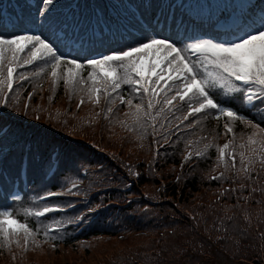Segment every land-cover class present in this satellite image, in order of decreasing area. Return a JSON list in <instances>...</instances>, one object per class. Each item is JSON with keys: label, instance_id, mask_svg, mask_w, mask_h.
<instances>
[{"label": "trees", "instance_id": "16d2710c", "mask_svg": "<svg viewBox=\"0 0 264 264\" xmlns=\"http://www.w3.org/2000/svg\"><path fill=\"white\" fill-rule=\"evenodd\" d=\"M32 1L33 5L16 0L7 22L0 15V34H41L66 57L80 61L138 44L146 36L174 41H189L196 36L219 40L243 35L264 22V0L240 8L229 26L228 10L224 8L228 0H221L220 5L213 0H60L63 11L75 7L69 21L83 14L87 21L94 18L100 26V32H95L93 25L72 34L64 31V40L73 39L79 45L63 49L56 44L51 28L37 27L29 21L42 8V0ZM202 3L209 6L205 12L201 11ZM213 17L222 19L227 27L214 30ZM128 20L129 38L122 32ZM102 22L109 31L101 28ZM88 72L87 67L82 70L85 75ZM38 81L33 78L31 86L22 92L31 89L26 112L35 115L29 123L36 129L30 133L38 134L28 158L43 148L47 150L51 141L56 148L60 146L57 169L51 180L42 184L52 192H61L68 183H77L73 190L77 194L58 197L73 199L77 208H65L44 220L27 217L32 226L40 227L41 234L27 250L22 235L17 238L19 246L13 242L0 248L1 264H264V114L258 106H246L239 95L234 99L220 96L251 124L199 114L190 127L171 130L185 110L177 113L165 108L156 116L161 105L153 109L156 119L145 120L140 128L130 115L135 109L126 103L108 113L107 108L116 100L109 103L103 97L99 106L87 100L86 90H79L83 86L74 91L71 86L65 88L63 80L54 84L45 100L39 96ZM12 91L7 93L8 105L21 102L19 92ZM122 94L125 100L136 99L130 92ZM78 98L83 103L76 102ZM224 122L233 133H226ZM252 132L256 133L251 137L257 141L254 144L249 143ZM219 136L231 141L234 166L228 157L218 162ZM198 152L204 154L198 156ZM241 152L244 163L240 161ZM41 159L32 157L27 169L30 163L39 165ZM15 161H3L0 211H14L24 219L23 210L31 206L30 197L42 178L29 174L26 187L17 175ZM72 217L83 220L73 222ZM53 220L63 227L57 239L45 240L41 222L52 224Z\"/></svg>", "mask_w": 264, "mask_h": 264}, {"label": "snow or ice", "instance_id": "6c2138e0", "mask_svg": "<svg viewBox=\"0 0 264 264\" xmlns=\"http://www.w3.org/2000/svg\"><path fill=\"white\" fill-rule=\"evenodd\" d=\"M54 3L55 0H42L40 16H45ZM188 40L190 42H178L170 37L146 36L143 42L126 49L80 61L66 57L41 34L30 31L10 37L0 34V77H3L0 85H6L11 91L13 76L18 68L42 61L43 66L36 75L50 68L54 82L63 80L74 91L77 87L87 85L85 90L88 98L96 104L100 103L101 95L111 97L122 86H128L127 90L141 97V101L134 104L133 99L125 100L124 95H119L118 98L121 103L135 109L130 115L134 117L135 125L140 128L144 127L145 120L154 121L156 116L164 113L165 107L169 111L172 108L176 111L186 108L187 115L183 117L184 120H188L190 116L198 117L199 114H214L217 120L227 117L229 121L251 124V121L239 114V109L227 106L219 97L224 95L226 99H234L239 95L247 105H264V22L259 27L245 31L243 35L237 34L235 38L225 37L218 40L196 36L189 37ZM85 67L91 69L86 78L81 76ZM19 76L27 79L23 73ZM161 94L162 100L157 99ZM161 104L156 116H153V109ZM177 104L181 106L177 107ZM107 112L111 113L112 108L108 107ZM224 127L226 133H233L229 124L226 123ZM249 143L254 144L257 141L249 137ZM230 144L231 141L219 147L221 162H224ZM240 147L243 148L244 145ZM203 154L197 153L198 156ZM228 155L232 157L234 165L235 156L232 153ZM240 156L243 161V152ZM249 163H252L251 158ZM220 178L213 177L216 180ZM73 187L76 185L73 184ZM68 193L77 194L71 192V189H68ZM55 195L59 193L49 191L38 196L37 199L45 203L35 210L25 209L24 219L14 211H0V248L8 247L13 242L19 246L20 241L17 238L22 235L27 250L29 244H34L36 237L41 234L40 227L32 226L27 217L47 219L49 214L72 207L70 204L63 206L49 203V199ZM75 219L81 222L83 220L82 217ZM41 223L45 240L58 238L63 227L60 221L53 220L52 224H44L43 221Z\"/></svg>", "mask_w": 264, "mask_h": 264}, {"label": "rangeland", "instance_id": "374dc122", "mask_svg": "<svg viewBox=\"0 0 264 264\" xmlns=\"http://www.w3.org/2000/svg\"><path fill=\"white\" fill-rule=\"evenodd\" d=\"M16 0H0V15L3 17V19H9L11 13H12V9L11 6L12 4L15 3ZM180 0H178L179 2ZM216 2L217 5H220L222 3L221 0H213ZM240 1V2H239ZM245 1H249V0H228V2H226V4H224V8H226L228 10V14L226 15L227 17V22H233L232 17L235 14H238V10H240V8H243V6H240L239 8L235 9L236 6L238 5V3L241 4V2L245 3ZM26 2L30 5H33L31 0H26ZM255 2V0L253 1V3ZM43 7V5H42ZM62 6L60 5V0H55L54 5L51 7V10L47 12V14L45 16H40V10L39 13L37 14V16H33L32 19H30L29 21L32 23H34L37 27H42V28H51L53 30V34L56 36V44L61 45V47L64 49V47L72 45V47L74 48H78V43L76 42H72V40H69V38H67L66 40H64L65 35L63 34L65 30H68L69 34H72V32H75L79 29L81 30H85V29H90V26L93 25L96 30L98 32H100L99 29V25L96 23V20L94 18H92L90 21H87V18L85 17V15H78V18L73 20V21H66V19L68 20V18H70L71 20V15L72 12L75 10V7H69L67 8L65 11L61 10ZM198 7V6H197ZM209 6L206 5L204 3H202V10L203 12L206 11V9ZM67 15V17L65 16ZM122 16V15H121ZM125 18L127 16V14L123 15ZM215 19H217L216 17H213ZM221 18H224V16L222 15ZM221 19H218V22ZM217 21V20H215ZM68 23V24H67ZM219 24V23H218ZM85 25V28H84ZM129 24V20L127 21V23L125 22V24H123L122 26L125 29H122L123 33L129 38V31H127L126 29L129 30L128 26ZM99 26V27H98ZM101 28H103V30L109 31V28L106 29L107 25L102 22L101 23ZM108 26H112L111 24H108ZM222 26L224 27V25L222 24ZM121 27V26H120ZM92 29V28H91ZM71 32V33H70ZM123 34V36H124ZM70 36V35H69ZM83 39V38H82ZM81 39V40H82ZM126 42V41H125ZM179 42V41H178ZM184 42H190V41H184ZM129 43L125 44L128 45ZM122 49V48H121ZM123 49H126V47H124ZM120 50V49H119ZM24 54H22L23 56ZM43 66V62L42 61H37L34 62L32 65H25L24 67L18 68L17 72L14 73L13 76V91H18L19 94L17 95L20 97L21 95V102L18 103H14L11 105H8V100L9 98H7V93L9 92V90L7 89L6 85L2 86V89L0 90V171H3V161H5L6 159L10 158L11 160H16L17 161V168H16V172L17 175L19 176V179L21 182H24L22 184H25L26 187L28 186V180H29V174L30 177H34L37 179V177L42 178L40 184L36 190H34L36 193L30 197V203L31 206L30 207H26L24 208V212L25 209H31V210H35L37 207H39L40 205H42L43 203H45V201L43 200H39L37 199L38 196L44 195L47 192L51 191L48 190V185H43L42 181L45 182H49L51 180V178L53 177V174L55 172V170L57 169L56 167V162H57V157H58V152L60 151V146H58L57 148L55 146H53L55 143L51 141V143H49V148L46 150L45 148H43L42 152L37 153L35 152L34 155L30 156V160L33 157L34 159H41V156H43V158L40 160V164L39 165H35V164H31L30 163V169H27V164L29 165V151L32 147V141L37 137V131H34L33 133H30L32 130H35L36 125H30V119L34 118V114H32V116H30V112H26L27 108H29V100L26 103V100L29 98L30 93H27L28 91H30L31 89H27L24 93L23 90L27 87V86H31L29 84V82L31 80H33V78L37 77L39 79L38 81V88H39V96L43 97L45 100L49 97L52 88L54 86V84L56 82H54L53 77L50 74V68H46L45 71L43 73H41L40 75H36V73L39 72L40 67ZM88 71L90 72L91 69L88 68ZM88 72V73H89ZM23 73L27 79H23L20 78L19 74ZM88 73L85 75L82 73L81 71V76L83 77H87ZM6 75V73H5ZM3 77H0V79H2ZM163 83V82H161ZM66 87H70L69 85H65ZM83 89L79 90H85L87 88V85L83 86ZM118 90L115 93H112L111 97H105L104 95H101V99H100V103L98 104L99 106L103 105V97L106 100H111V101H115L110 104V107L114 109V107L116 105L118 106H123V103H121L120 99L118 98L119 95H123L122 92H130L128 91V86H125L126 89L123 90ZM12 91V92H13ZM12 92L10 94H12ZM87 92V91H86ZM131 93V92H130ZM132 95L135 96V100H133V102H137L140 100L141 97L136 96L135 93H132ZM169 95H171V93H169ZM62 97H65V94H61ZM129 96V95H128ZM224 96V95H221ZM9 97V96H8ZM87 100L88 98V94L86 95ZM225 97V96H224ZM125 98V97H124ZM163 98V94H161L160 97H157V99L162 100ZM242 100V98H241ZM76 102H81V99L78 98L76 100ZM94 102V101H93ZM243 102V101H242ZM62 103H64L62 101ZM245 104V103H244ZM162 105V104H161ZM161 105H157V106H161ZM179 105V104H177ZM248 107H251V105H247ZM178 107V106H177ZM259 109L261 110V112L264 114V105H258ZM166 109H168L167 107H165ZM173 112H177L179 113L180 111H176L175 108H172ZM187 115V111L185 108V112L181 115V117H179L178 119H183V117ZM195 117H189L188 120H186V122H182L181 124L177 125L175 128H172L171 130H184L188 127H190V122L192 120H194ZM198 121V120H197ZM185 124V126H183ZM226 124V122H224L222 124L223 128L225 129L224 125ZM187 131V130H186ZM173 132V131H171ZM180 131L175 132L176 134H179ZM174 133V132H173ZM255 132H252V135L250 137H254L255 138ZM55 139L58 140V142L61 141V139H59L57 136H55ZM229 142V139L225 136L223 137H218L217 139V155H218V162L220 161L219 159V147L223 146L224 143ZM234 143V141H233ZM52 144V145H51ZM235 145V144H234ZM51 146V147H50ZM231 146V144H230ZM236 146V145H235ZM17 153V154H16ZM26 153L28 155H26ZM56 153V154H55ZM228 153H234V151L231 150V148L229 147V149L226 150V155L225 157H228V159L231 161V164L233 165L232 162V157L228 155ZM48 160L49 163H46L45 161ZM15 161V162H16ZM241 162L244 163V161H242L240 159ZM242 163L243 167L245 166ZM25 164V168L23 169ZM234 166V165H233ZM73 184L76 185V187L78 186L77 183H73L70 182L68 183L66 186L63 187V189L61 188L60 191L61 192H55V193H59V195H55L53 197H51L49 199V203L52 204H59V205H72V207H65L66 209L73 211L77 208L76 206V202H71L73 199H60L58 198L59 196H72L73 194H69L68 193V189H71V192H73L74 188ZM52 192V191H51ZM71 202V203H70ZM76 217H72V220H74L73 222H77ZM38 220H44L45 218H36ZM71 220V221H72ZM80 225V223H77L75 226L78 227ZM74 226V227H75ZM1 264V261H0Z\"/></svg>", "mask_w": 264, "mask_h": 264}]
</instances>
